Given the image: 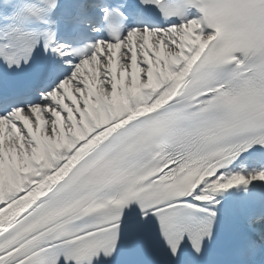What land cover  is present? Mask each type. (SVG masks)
I'll return each instance as SVG.
<instances>
[{"label":"snow or ice","instance_id":"1","mask_svg":"<svg viewBox=\"0 0 264 264\" xmlns=\"http://www.w3.org/2000/svg\"><path fill=\"white\" fill-rule=\"evenodd\" d=\"M0 67V264H264V0H0Z\"/></svg>","mask_w":264,"mask_h":264},{"label":"bare ground","instance_id":"2","mask_svg":"<svg viewBox=\"0 0 264 264\" xmlns=\"http://www.w3.org/2000/svg\"><path fill=\"white\" fill-rule=\"evenodd\" d=\"M134 39H138V37H135ZM150 43H151V40H150Z\"/></svg>","mask_w":264,"mask_h":264}]
</instances>
